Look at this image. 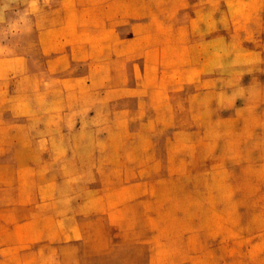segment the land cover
<instances>
[{"label": "rangeland", "instance_id": "374dc122", "mask_svg": "<svg viewBox=\"0 0 264 264\" xmlns=\"http://www.w3.org/2000/svg\"><path fill=\"white\" fill-rule=\"evenodd\" d=\"M0 264H264V0H0Z\"/></svg>", "mask_w": 264, "mask_h": 264}]
</instances>
